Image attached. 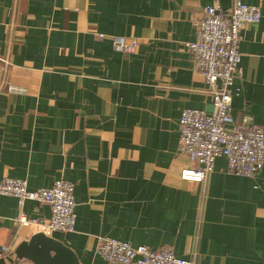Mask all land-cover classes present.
<instances>
[{
	"label": "crops",
	"instance_id": "obj_1",
	"mask_svg": "<svg viewBox=\"0 0 264 264\" xmlns=\"http://www.w3.org/2000/svg\"><path fill=\"white\" fill-rule=\"evenodd\" d=\"M243 2L262 19L243 31L231 114L264 131V0ZM233 4L0 0V181L25 180L31 191L69 181L77 215L74 233L51 234L48 205L0 195V264L39 233L79 264H107L95 252L101 238L195 264H264V167L238 177L219 158L205 182L181 178L194 166L180 152L183 111L214 113L186 43L207 7ZM117 37L136 40L135 52L115 51ZM22 215L33 224L21 226Z\"/></svg>",
	"mask_w": 264,
	"mask_h": 264
},
{
	"label": "built area",
	"instance_id": "obj_2",
	"mask_svg": "<svg viewBox=\"0 0 264 264\" xmlns=\"http://www.w3.org/2000/svg\"><path fill=\"white\" fill-rule=\"evenodd\" d=\"M261 19V9L243 0H234L228 13L218 5L207 7L197 22L196 39L186 43L194 71L212 88L214 113L189 109L181 115L180 152L194 165L182 171L183 181L205 182L219 158L226 159L229 172L238 177L253 179L264 167L263 129L255 124L241 125L231 114L234 82L242 76L243 31L259 24ZM137 47L136 40L128 42L117 37L113 41L118 52L131 54ZM1 63L7 65L8 61L0 57ZM0 195L17 198L20 203L35 201L48 205L51 218L45 227L51 234L76 230L75 185L69 181L58 180L50 189L31 191L27 181L6 177L0 181ZM19 224L29 227L33 222L22 215ZM9 252L3 248L1 255ZM95 252L107 264H195L176 257L171 249L134 248L110 238L99 239Z\"/></svg>",
	"mask_w": 264,
	"mask_h": 264
},
{
	"label": "water",
	"instance_id": "obj_3",
	"mask_svg": "<svg viewBox=\"0 0 264 264\" xmlns=\"http://www.w3.org/2000/svg\"><path fill=\"white\" fill-rule=\"evenodd\" d=\"M10 264L27 260L33 264H79L76 255L61 242L44 233L23 242L6 259Z\"/></svg>",
	"mask_w": 264,
	"mask_h": 264
}]
</instances>
